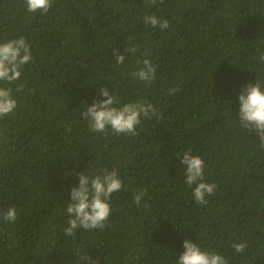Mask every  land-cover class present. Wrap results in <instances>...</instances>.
I'll return each instance as SVG.
<instances>
[{"label": "trees", "instance_id": "16d2710c", "mask_svg": "<svg viewBox=\"0 0 264 264\" xmlns=\"http://www.w3.org/2000/svg\"><path fill=\"white\" fill-rule=\"evenodd\" d=\"M20 36L33 59L18 80L0 81L17 100L0 118V214L17 210L15 223L0 221V264H176L185 239L227 264H264V145L238 119L242 87H264V0H53L45 15L0 0V42ZM144 59L156 66L150 84L133 76ZM101 87L117 107L146 102L157 114L141 117L135 136L93 132L81 113L104 99ZM189 150L217 185L207 204L184 182ZM113 169L122 187L105 228L66 236L76 173Z\"/></svg>", "mask_w": 264, "mask_h": 264}, {"label": "clouds", "instance_id": "9594fccd", "mask_svg": "<svg viewBox=\"0 0 264 264\" xmlns=\"http://www.w3.org/2000/svg\"><path fill=\"white\" fill-rule=\"evenodd\" d=\"M157 0H151L155 5ZM160 4L164 0H159ZM26 10L30 13H39L45 15L53 6V0H25ZM144 22L152 27H159L160 30H166L169 23L166 19H161L155 15L144 17ZM126 52L135 53L136 46L125 48ZM113 55L117 65L125 60V55L118 49H113ZM33 57L29 42L23 37L9 39L0 42V81L8 84L18 80L21 76V68L32 61ZM264 61V55L260 57ZM156 66L148 59H144L143 67L135 71L133 76L141 81L151 83L155 78ZM23 86L16 89L22 90ZM177 89H170L171 95ZM99 95L104 97L102 100L93 99V103L87 106L81 115L88 121L91 131L106 133L110 128L116 134L137 135L136 126L140 124L141 117L150 119L152 115L157 114L156 108L151 103L130 102L117 107L119 101L106 87H101ZM239 112L238 119L240 125L256 132L259 136L261 145H264V87L259 82L248 83L242 87L238 95ZM17 107V100L13 96V90L10 87L0 86V118L11 114ZM71 132V128H66ZM180 164L184 165L185 183L192 188V195L196 203L207 204V196H211L217 185L215 183L204 182V161L198 156L186 151L179 159ZM78 177V186L71 188L69 197L70 203L66 206L68 215L67 227L64 229L66 236H72L77 229L84 230H103L106 221L111 213L109 199L115 192L120 191L122 181L119 178L118 171L104 170L101 174L89 177L84 172L76 173ZM143 191L134 196V202L140 205ZM147 207V203L144 204ZM17 220L16 208L9 207L0 214V221L6 223H15ZM247 243H234L233 248L236 253H243ZM184 251L180 254L176 264H227L224 256L215 251H204L191 240L183 241ZM82 259L85 264H99L98 260H93L87 255Z\"/></svg>", "mask_w": 264, "mask_h": 264}]
</instances>
